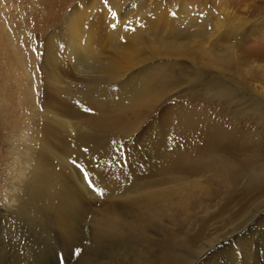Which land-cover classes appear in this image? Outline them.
I'll return each instance as SVG.
<instances>
[{"label": "bare ground", "instance_id": "6f19581e", "mask_svg": "<svg viewBox=\"0 0 264 264\" xmlns=\"http://www.w3.org/2000/svg\"><path fill=\"white\" fill-rule=\"evenodd\" d=\"M186 1L173 3L170 10L162 9V0L151 1L152 6L147 5V10L152 9L154 13L147 22L141 12L136 15L124 12L131 6L123 9L118 7L115 22L104 10H94L98 0L75 2L63 15H56V18L45 16L40 26L31 29L33 36L38 38V31L43 34L47 31L46 26L53 24L52 29L41 37L39 60L33 55V45L29 47L27 44L25 57L21 56L17 47L13 48L17 58L13 64L24 71L20 72L27 78V93L18 94L17 104L13 95L3 89L0 129L9 125L19 128L20 124H25V148L29 150V155L22 164L17 162L5 174L4 197L0 198V238L17 233L16 225L12 222L14 208L16 204L27 205L30 202L34 212L29 211V215H33V218L38 217L37 214L45 217L56 230L60 245L69 248L74 239L79 237L78 232L87 220L85 217L95 204L85 187L88 185L86 181L90 180L92 185L102 189L104 197H123L121 202L114 200L117 203L93 209L90 218L95 227L94 234L122 235L126 226L130 241L140 243L135 255L137 259L144 260L146 264H173L168 261L167 249L181 243L180 235L184 227L204 211L215 193L233 182L228 174L239 175L241 179H264V145L257 140L255 147L252 144L255 137L248 133L236 131L232 139L223 137L226 143L221 144V147L232 146L238 155L231 156L228 152L222 157L212 152L204 154L213 151L212 146L192 151L204 137L201 125L184 119L181 131L171 132L168 129L177 120L171 105L159 115L157 113L158 117L149 124H146L148 119L139 123L143 114H150L156 109L170 90L160 84V81H166V71L159 69L158 73L150 74L152 64L139 58L136 46L143 34L154 38L159 36L161 39L176 36L177 28L187 19L190 20V12H195L194 9H188ZM135 5L138 12L141 4ZM217 7V11L225 17H218L214 23L215 37H207L208 42L200 41L197 46L200 52H210L214 47L211 38L214 37L212 41H216L223 30L233 35L242 32L246 26L242 18L232 19L234 15L221 0H218ZM192 39L189 38L188 42ZM6 41L1 43L5 49L8 46ZM153 46L158 50L182 48V45L177 44ZM215 56L219 61L224 60L217 54ZM34 90L39 92V96L38 93L34 94ZM249 99L250 109H244L246 112H241L240 116L254 123L264 133V98L254 96ZM18 109L23 113L28 112L23 122L22 116H14L18 114ZM93 121L94 126H91ZM99 133H107L117 138V141L119 139V142H112L111 138L100 144L92 142L91 139ZM133 134L136 135V142L130 145V161L124 170V146H128L124 140ZM168 139L172 141L166 142ZM254 148H257L256 151ZM140 150L155 152L153 158L141 159L145 166L141 169L136 164ZM106 154L110 159L104 158ZM93 159L98 162L91 163ZM200 159L211 165H199L200 168L194 166ZM75 162L81 163L79 165L84 175H79L80 172L77 174L75 170L78 167L75 170L72 168ZM263 219L264 197L240 226L216 239L193 264H264V254H259L261 249L264 250V235L262 230L255 229ZM162 240L165 243L159 245ZM147 241L157 244L164 257L149 260L141 245ZM98 242L96 245L101 246ZM108 242L111 239L106 245H109Z\"/></svg>", "mask_w": 264, "mask_h": 264}, {"label": "rangeland", "instance_id": "374dc122", "mask_svg": "<svg viewBox=\"0 0 264 264\" xmlns=\"http://www.w3.org/2000/svg\"><path fill=\"white\" fill-rule=\"evenodd\" d=\"M81 1L89 0H0V30L2 31L0 37V100H2V96L4 97L1 93L4 90L8 91L7 94L13 95L17 104L19 101L18 94L20 95V92L27 93V89H25L27 78L21 75L23 70L16 68L13 64L17 59L13 48L17 47L22 54L21 56L25 57L27 44L29 47L33 45V55L39 60L38 51L41 37L45 32L52 29L53 24L46 26L48 27L46 28L47 31H44L43 34L38 31L36 33V35H39L38 38L33 36L31 29L36 28L37 25L40 26L44 22L43 18L45 16H61L68 11L71 4ZM151 1L156 0H98L94 10L96 12L104 10L116 22L118 7L123 9L131 6L124 12L129 11L131 15L141 12V14L146 16L145 22H147V20L152 19L151 14L154 13L152 9L147 10L149 8L147 5L152 6L150 4ZM162 1V9L167 8L170 10L173 7V3L176 4L175 2L178 3L180 0ZM139 2L141 6L137 12L135 4ZM186 2L188 9H194L195 12H190V16H192L190 20L187 19L177 28V31H175L176 36H167L166 39H161L159 36L154 38L143 34L141 42L136 46V54L139 58L152 64L153 68L149 71L150 74L158 73L159 69L166 71V81L165 83L160 81V84L170 90L169 94L165 95L155 107L157 112L155 113L156 109H153L151 111L152 114H143L139 123L142 124L148 119L146 124H149L151 120L158 117L157 113L159 115L165 107L171 105V109H173L177 117L176 124L168 128L171 132L181 131L184 127V124H182L184 119L202 126L204 137L192 151L203 150L205 147L212 146L214 150L206 151L204 154L212 152L223 157L225 153L229 152L231 156L238 155V151L232 146L230 148L229 146L221 147V144L226 143V140L224 141L222 138L228 136L229 139H232L236 131H243L253 138L255 137L252 141L255 147L257 140L264 145V133L261 129L243 116H240L241 112H246L247 109H250L249 98L254 96H263L264 98V0H221V3L234 15L232 19L240 17L246 23V26L242 28V32H236L233 35H231L230 31L223 30L216 41H212L215 37L214 23L218 17H225L223 13L220 14L217 11L218 0H187ZM51 3L52 5H50ZM115 3L117 4L115 5ZM241 33L243 35H240ZM209 36H214L211 38L213 49L210 52L198 51L197 46L200 41L208 42L207 37ZM189 38H193L190 43L188 42ZM5 40H7L8 44V46H5L6 49L1 44ZM155 44L163 46L177 44L182 45V48L158 50V48H154L153 45ZM215 54L224 60H217ZM8 65L11 69L8 68ZM37 71L40 73L39 69ZM20 83L22 85H19ZM37 93L39 96V92L34 90V94ZM244 99H246L245 103L239 102ZM13 105L15 106V104ZM244 109L246 110L244 111ZM17 112L18 114L14 116H22V122L25 120V115L27 114L28 116V112L24 111L23 113L21 109H18ZM94 123L95 121L91 122L90 125L94 126ZM24 125L20 124L19 128L9 125L0 129V198L4 197L5 174L17 162L22 164L23 159L27 160L29 155V150L25 148V142L27 141L25 140L26 129ZM135 134L137 135V133ZM135 134L124 140L125 142L127 141L126 143L129 146H127L128 148L124 146V170L127 167L126 163L130 161H128L131 155L130 145H134L136 142ZM109 138L113 139L112 142H119V139L117 141V138H113L107 133H99L91 140L100 144L106 142ZM16 139L22 142L19 143ZM169 141H172V139H168L166 142ZM255 149L257 148H254V151H256ZM107 155L104 158L110 159L109 155L108 157ZM154 155V150L141 151L137 157L138 162L135 163L139 169L144 168L145 166L141 159H151ZM89 158H86V160L89 161ZM202 160L200 159L198 163H194V166L200 168L199 165L203 167L211 165L210 162H202ZM78 162L73 163L72 168L75 170L78 167L75 170L77 174L80 172L79 175H84V171L79 165L81 163ZM97 162L96 159H93L91 163L96 164ZM229 175L233 182L227 188L215 193L212 199L207 202L208 204L205 206L204 211L194 217L184 227L183 233L180 235L181 243L176 247L167 249V253H169L167 254L169 256L168 261L173 262V264L195 263L208 246L230 230L240 226L251 215L254 208L262 203L264 197L263 177L261 178L262 180L255 179V177L251 180L246 179V177L241 179L236 174H228L227 176ZM85 184H88L85 187L91 195V200L97 204V206L95 204L92 206L90 213L93 209L98 210L103 205L121 202L123 198H120V196L109 198L107 195L104 197V193H102L103 191L101 192L102 189L99 186L92 185L90 180L86 181ZM90 189L92 190L90 191ZM114 200H117V202H114ZM24 204H20L21 206L16 204L17 207L14 208L16 210H14L12 222L16 225L17 233H13V236L0 238V264H146L144 260L137 259L135 256L136 250L140 248V243L130 241V233L126 226H124V234L122 235L110 236L103 234L101 235L102 237L96 236L94 234L95 227L90 218L91 214L88 213V218L87 216L85 217L87 220L84 219L86 221L83 222V226L78 232L79 241L76 238L70 245L71 248H64L57 241L56 230L50 226L45 217L41 214L36 215H39L38 217L41 219L38 217L33 218V215L31 217L29 211L31 213L32 211L34 212V209L31 208V203H26L28 206ZM18 213H21L22 216ZM36 224H38V227ZM13 228L15 230V227ZM255 229L262 230L264 235V219ZM98 238L100 239L98 240ZM110 239L111 242L106 245ZM98 241H101V243ZM96 242L101 246L96 245ZM164 243L162 240L159 245ZM141 245L149 260L154 257H164V253H162L157 244L147 241ZM104 246L107 247L105 248ZM231 247L234 246L232 245ZM263 252L264 250L261 249L259 254H264ZM54 255L55 257H53Z\"/></svg>", "mask_w": 264, "mask_h": 264}]
</instances>
